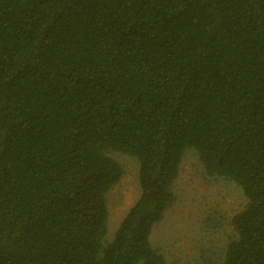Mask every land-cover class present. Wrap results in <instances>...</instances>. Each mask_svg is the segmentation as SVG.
Listing matches in <instances>:
<instances>
[{
  "label": "trees",
  "instance_id": "obj_1",
  "mask_svg": "<svg viewBox=\"0 0 264 264\" xmlns=\"http://www.w3.org/2000/svg\"><path fill=\"white\" fill-rule=\"evenodd\" d=\"M193 151L264 264V0H0V264H175L150 243ZM134 158L140 195L106 240Z\"/></svg>",
  "mask_w": 264,
  "mask_h": 264
},
{
  "label": "rangeland",
  "instance_id": "obj_2",
  "mask_svg": "<svg viewBox=\"0 0 264 264\" xmlns=\"http://www.w3.org/2000/svg\"><path fill=\"white\" fill-rule=\"evenodd\" d=\"M112 156L123 165L125 173L106 196L107 241L113 239L140 195L137 161L119 153ZM173 191L175 202L153 228L151 245L168 263H221L232 235L231 220L247 203L241 189L233 182L206 174L195 152L188 151Z\"/></svg>",
  "mask_w": 264,
  "mask_h": 264
}]
</instances>
